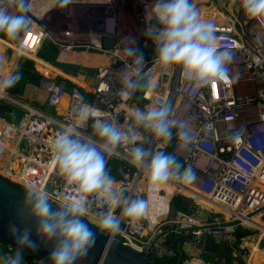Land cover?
I'll return each instance as SVG.
<instances>
[{
    "label": "built area",
    "instance_id": "built-area-1",
    "mask_svg": "<svg viewBox=\"0 0 264 264\" xmlns=\"http://www.w3.org/2000/svg\"><path fill=\"white\" fill-rule=\"evenodd\" d=\"M213 1L219 6L194 0L202 18L214 22L221 38L219 46L232 51L233 62L227 76L197 88L182 77L179 68L162 70L153 64L154 45L145 35L146 11L153 0H72L63 8L50 10L52 0H31L30 30L15 45L23 48L19 57L36 66V57L68 65L86 52L104 56L107 63L96 68V82L90 89L79 84L69 89L64 81L42 76L39 85L47 92L49 104L58 113L67 98V114L46 116L9 90L0 93V177L20 189L44 190L53 201L70 197L75 193L57 174L50 143L61 125L72 123L73 109L81 98L102 117L115 118L121 126L131 124L134 112L147 104L171 102L173 120L191 117L198 132L204 124L209 128L200 133L206 143L198 141L179 156L193 169L196 179L190 183L172 180L153 188L128 162L132 145L118 148L107 157L108 170L111 172L114 160L119 171L115 180L121 183L118 188L125 196L147 199L149 209L134 221L125 219L119 233L106 234L154 261L176 256L167 244L168 234L182 232L184 263L207 264L196 258L192 248L207 240H226L235 247L233 264H264V41H257L256 21L249 20L238 5L230 0ZM110 40L115 42L112 50L105 48ZM130 40L144 51L142 71L153 87L125 99L117 92L133 67L123 50ZM47 41L52 44V59L40 55ZM6 76L0 68V78ZM91 123L89 120L88 127L80 131L90 132ZM239 129L244 131L240 142H229V133ZM151 147L173 153L177 142L174 138L168 145L156 142ZM166 188L176 192L169 195ZM175 197L190 207L188 213L176 210L173 216ZM98 211L101 209L93 204L85 218L97 222ZM152 212L157 214L154 219ZM169 214L179 228L162 233L156 220Z\"/></svg>",
    "mask_w": 264,
    "mask_h": 264
},
{
    "label": "clouds",
    "instance_id": "clouds-1",
    "mask_svg": "<svg viewBox=\"0 0 264 264\" xmlns=\"http://www.w3.org/2000/svg\"><path fill=\"white\" fill-rule=\"evenodd\" d=\"M71 2L52 0L49 10L63 8ZM230 3L238 5L249 20L256 21L255 38L264 41V0H230ZM30 8L31 0H0V34L19 40L30 30ZM146 21L145 35L154 45L153 64L157 68H179L182 77L197 88L208 87L228 75L233 53L220 48L221 38L214 22L202 18L194 0H153L146 11ZM134 44L135 41L130 40L123 49L133 65L117 92L125 99L153 87L151 79L142 71L143 53ZM22 53V46H18L17 54ZM21 78L19 70L0 78V93L15 87ZM173 113L171 102L147 104L134 112L131 124L121 126L115 118L102 117L81 98L73 109L72 123L61 125L50 143L52 164L75 194L53 201L44 190H24L17 208L24 227L21 229L15 223L9 225L16 248L11 253L0 251V264H24V249L34 250L38 246L32 238L29 221L34 223L36 236L43 243L52 244L50 264H77L96 244L98 233L84 219L93 204L101 209L96 213L100 233L114 235L121 231L125 219L134 221L143 217L149 209V201L125 196L107 168V157L122 146L132 145L128 162L142 172L153 188L172 180L194 181L195 172L179 156L198 141L206 143L200 133H206L209 128L204 124L198 132L193 118L173 120ZM89 120L92 121L90 132L80 131L88 127ZM243 132L242 129L231 131L228 141L239 143ZM174 138L177 148L173 153L151 147L156 142L168 145ZM237 170L243 172L239 165Z\"/></svg>",
    "mask_w": 264,
    "mask_h": 264
},
{
    "label": "water",
    "instance_id": "water-1",
    "mask_svg": "<svg viewBox=\"0 0 264 264\" xmlns=\"http://www.w3.org/2000/svg\"><path fill=\"white\" fill-rule=\"evenodd\" d=\"M115 46L113 40L105 42V48L112 50ZM120 64H116L118 67ZM24 190L9 184L7 181L0 177V243H4L11 247L16 248L14 239L9 234V225L12 223L17 224L21 229L24 227V222L17 214L19 202L22 200ZM55 207V206H54ZM173 216L176 215V208L173 205ZM86 222V221H85ZM97 235L95 246L90 250L88 256L77 264H158L154 260L139 253L129 245L124 244L121 240L114 238L106 233H100V230L93 224L86 222ZM235 222L232 225L237 224ZM227 225V224H223ZM28 226L33 228V240L37 242V247L33 249H24V251L35 255L42 262L50 264L48 261L49 251L52 247L51 242L48 244L43 243L35 234L34 223L29 221ZM195 229V228H194ZM182 242L178 243V262L180 264L184 255L181 248ZM24 260V264H26Z\"/></svg>",
    "mask_w": 264,
    "mask_h": 264
},
{
    "label": "crops",
    "instance_id": "crops-1",
    "mask_svg": "<svg viewBox=\"0 0 264 264\" xmlns=\"http://www.w3.org/2000/svg\"><path fill=\"white\" fill-rule=\"evenodd\" d=\"M4 45V44H2ZM7 48H9V45H4ZM52 49H50V42L47 41L46 43V47L42 49L40 54H43V58L44 59H52V54L53 51H51ZM54 50V49H53ZM4 50L0 47V63L3 65H0V68H2L3 72L5 75H8L11 70H12V65H10L9 63H6V57H4L3 54ZM91 56H98V55H90L86 52L82 53L79 57H77L76 60H74L72 63L68 64L67 66H73V67H85L87 72L86 73H78L77 77L68 75L67 73L65 74V72L60 69L57 66H54L55 68L57 67L58 69H54L52 67H49L46 63H44L42 61L41 58L36 57V60L38 62V66L39 69L45 73H47V71H50V73L54 76V77H49V78H56L58 80H60V78H64L66 80H69L71 82H73L74 84H79L81 86H83L86 89H90L95 85L96 82V68L100 65L106 64L107 60L104 56H98V57H91ZM47 61V60H46ZM88 68V69H87ZM13 71V70H12ZM45 77V76H44ZM48 77V76H46ZM21 102L29 104L30 106L36 108L37 110H39L41 113H43L46 116H54L55 114L58 115L60 113H66L67 111V106L63 105L60 108V111L57 113L56 109L51 106L48 102V95L47 92L38 84V85H28L25 89V92L23 94V96L20 97ZM118 186V184H117ZM166 205V204H165ZM160 210V209H159ZM156 213H150V216L154 219L156 217ZM156 221L159 222L160 224V228L159 231L162 233L165 232H170L172 231L173 227L170 226V224L166 223V222H160L161 219H157ZM176 235V238L182 237L183 239V233L182 232H175L172 233ZM171 234H168V237H170ZM212 241L214 242L216 245H220L221 242L226 241H214V240H207L205 241L204 245L200 246V247H194L192 248V252L195 255H199V258L201 259L203 262L206 259H209V261L213 260V259H218L220 257V252L219 254L216 255H209L208 253L205 252V246L206 244ZM230 243V241H229ZM0 251H2L1 247H0ZM187 264V261L184 263Z\"/></svg>",
    "mask_w": 264,
    "mask_h": 264
},
{
    "label": "trees",
    "instance_id": "trees-1",
    "mask_svg": "<svg viewBox=\"0 0 264 264\" xmlns=\"http://www.w3.org/2000/svg\"><path fill=\"white\" fill-rule=\"evenodd\" d=\"M3 39H5V38H3ZM3 39L0 40L1 44H4V45L6 44V45H9V48L13 47L14 49H17V47L15 45H12L11 43H8L7 41H5L8 39H5V40H3ZM51 48H52V44L50 43V49ZM139 49L144 54V51L140 47H139ZM40 55L43 56V54H40ZM10 65H13V63H11ZM55 66L62 69L67 74L74 76V77H77V72L79 69H77L73 66H67V65H55ZM16 70H19L22 73V78L15 85V87L11 88L9 91L13 95H15L16 97L20 98L21 96H23L25 89L28 85H38L40 83V81L42 79V75L37 71V69L35 67V63L29 59H26V58L20 59ZM60 80L64 81L68 85L69 89H72L76 86V84H74L73 82L66 80L64 78H60ZM166 152L169 153V151H166ZM110 166H111L112 174L118 175L117 164H113V165L111 164ZM118 179H119V175H118ZM173 205L175 206L176 210L183 212V213H188L190 210V207H188L184 203V201L182 200L181 197H175L172 200V206ZM180 241L182 242V237L176 238L175 234H171V236L168 237V239H167V244L169 246H171L174 249V251H176V256L175 257H163V258L155 259V262H157L158 264H177L178 258H179L178 243ZM0 247H1L3 252H9V253L14 251V249H15V247H11V246L6 245L4 243H0ZM24 260H26V262H27L26 264H39V262H41V260L39 258H37L35 255L28 253L26 251H24ZM184 260H185V257L183 255V258H182V261L180 264H184Z\"/></svg>",
    "mask_w": 264,
    "mask_h": 264
},
{
    "label": "rangeland",
    "instance_id": "rangeland-1",
    "mask_svg": "<svg viewBox=\"0 0 264 264\" xmlns=\"http://www.w3.org/2000/svg\"><path fill=\"white\" fill-rule=\"evenodd\" d=\"M207 4L208 5H211V4H214V5H217V6H219L215 1H213V3H211V0H207ZM236 11V8L234 9V12ZM0 38L1 39H3V38H5V39H8V40H5V39H3V40H5V41H7L8 43H11L12 45H17V43L19 42V40H11V39H9L7 36H5V35H2V34H0ZM3 37V38H2ZM0 47L4 50V52H3V54H4V57H6V63L8 64H11V63H13V65H12V72H15V70H16V68H17V66H18V64H19V61H20V59H22L23 57H19L18 56V54H17V52H15L13 49H11V48H7L6 46H4V45H2L1 43H0ZM98 56H100V55H98ZM98 56H91V57H98ZM42 61L44 62V63H46L49 67H52V68H54V69H58L57 67L55 68L54 66H55V64L54 63H49V62H47V61H45V60H43L42 59ZM0 65L1 66H3L1 63H0ZM54 65V66H53ZM35 67H36V69H37V71L42 75V76H48V77H54L51 73H50V71H47V73H45V72H43V71H41L40 69H39V66H38V64H37V66L35 65ZM75 68H77V69H79L78 70V72H77V74L78 73H86L87 72V70H86V68L85 67H75ZM60 69V68H59ZM58 69V70H59ZM88 69V68H87ZM61 71V70H60ZM62 72V71H61ZM66 73V72H65ZM69 75V74H68ZM21 115L19 114L18 115V117H20ZM112 165L113 164H116V162L114 161V160H112L111 162H110ZM111 173V175L114 177V179L115 178H117L118 177V175H114V174H112V171L110 172ZM23 190H26V189H24V188H22ZM171 210H172V207H171ZM171 213V212H170ZM85 220H86V222L87 221H89V223H91V224H93V225H95L96 226V223L97 222H90V220H87L86 218H84ZM161 219V223L163 222H166V223H168V224H170V226L171 227H174V228H179L178 227V225H174L172 222H171V219H172V217H171V214H169V215H167V216H165V217H163V218H160ZM263 249H264V244H262V246H261ZM233 244H231V243H229V241H223V242H221V244L218 246V245H216L214 242H212V241H209L207 244H206V246H205V252L206 253H208L209 255H216V254H219V252H220V257L218 258V259H213V260H211V261H209V259H206V260H204V263H207V264H233L234 263V261H235V255L233 254V251H234V249H235V247L233 248ZM196 257H199V255L197 254L196 255ZM153 257L151 256V259H152ZM39 264H44L43 262H39ZM239 264H242V262H240Z\"/></svg>",
    "mask_w": 264,
    "mask_h": 264
},
{
    "label": "bare ground",
    "instance_id": "bare-ground-1",
    "mask_svg": "<svg viewBox=\"0 0 264 264\" xmlns=\"http://www.w3.org/2000/svg\"><path fill=\"white\" fill-rule=\"evenodd\" d=\"M63 105H66V106H67V98L64 99V101H63ZM63 105H62V106H63ZM67 112H68V111H66L65 114H67ZM117 173H119V171H118V166H117ZM117 184L120 185L121 183H120V182H117ZM117 187H118V186H117ZM166 190H167V193H168L169 195H170L171 193L174 194V193L176 192L174 189L166 188Z\"/></svg>",
    "mask_w": 264,
    "mask_h": 264
}]
</instances>
